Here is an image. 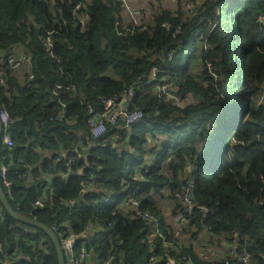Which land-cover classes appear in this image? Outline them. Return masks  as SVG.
Returning <instances> with one entry per match:
<instances>
[{
  "label": "trees",
  "instance_id": "16d2710c",
  "mask_svg": "<svg viewBox=\"0 0 264 264\" xmlns=\"http://www.w3.org/2000/svg\"><path fill=\"white\" fill-rule=\"evenodd\" d=\"M14 46L24 48L30 66L22 82L7 73L0 85L13 143L0 145V165L16 213L49 228L67 226L81 235L79 245L90 240L85 226H98L90 246L100 263L180 264L185 256L223 264L196 252L193 241L205 234L209 244L231 237L252 264H264V0L207 1L136 26L124 20L118 0H0V50ZM210 67L222 81H213ZM152 70L154 87L136 92L129 105L143 119L129 128L108 125L106 135L92 139L88 120L103 112L102 98L121 97ZM165 83L182 102L158 95ZM79 143L90 147L86 156L74 152ZM144 168L148 173L132 180ZM25 171L31 180L22 178ZM90 175L96 186L84 191ZM190 175L193 218L178 231L181 206L174 202L171 220L154 199L180 190ZM42 178L50 181L36 184ZM105 194L109 203L93 202ZM128 195L152 221L122 206ZM37 199L44 209L35 208ZM154 224L168 246L152 238ZM0 248V264H58L44 232L4 211Z\"/></svg>",
  "mask_w": 264,
  "mask_h": 264
},
{
  "label": "built area",
  "instance_id": "2783aa9c",
  "mask_svg": "<svg viewBox=\"0 0 264 264\" xmlns=\"http://www.w3.org/2000/svg\"><path fill=\"white\" fill-rule=\"evenodd\" d=\"M207 1L213 0H167V2L171 4L180 5L185 13L194 10L196 5ZM118 3L120 5L122 15L124 16V20L128 23L129 26H136L140 23L141 10L132 7L128 0H118ZM79 8L80 4L78 3L76 4L75 9ZM215 27L216 24H213L211 27V31L214 30ZM127 33L128 31H125L123 35L126 36ZM45 44L47 47H50V40L46 39ZM23 67L30 66L29 60L27 59L24 48L22 46H14L4 50H0V85H5L7 73H14L22 69ZM156 75L157 72L155 70H152L145 81L138 82L134 87H130L121 97L102 98V104L104 108L103 112L94 114L88 120V133L90 137L92 139H95L106 135V133L108 132V125L116 126L119 122H121L123 123L125 128H129L132 125L139 123L143 119L142 111L139 109L131 111L129 105L135 97L136 92H143L144 87H154ZM29 78H31V76H29ZM157 93L159 96L164 95L169 101H173L176 104L182 102L183 99L181 94H172L169 91L167 83L159 85L157 88ZM95 119H97V121H95ZM11 122L12 117L9 112L4 108H0V125L2 128L0 145L2 149L10 148L13 145L10 136L6 133V130ZM115 138H118V136H116ZM78 154L81 155L82 152L79 151ZM63 155L64 152H60V154L57 155V159ZM68 162H73V159L68 158ZM147 173L148 169L144 168L142 171H140V173L132 176V180L137 181L139 177H142ZM21 176L22 178L31 180V173L29 171H25ZM97 180L98 177H96L95 175H90L87 179L81 182L83 190L87 191L93 189L96 186ZM0 184L4 195L7 198L10 197L12 183L7 178V168L3 164L0 165ZM193 184L194 176L190 175L188 178H186L180 190L174 192L167 191L165 194L167 198H169V200H172L173 202L181 206L180 212L177 214L174 222L175 226L178 228V231H180L181 227L185 226V224H187V222L191 221L193 218V210L195 208L191 198ZM93 202L109 203L110 198L107 194H105L104 196H102V198H100L99 200H94ZM69 204L73 205V202H70ZM121 204L125 209H130L133 212L134 218L141 219L142 221H152V215L148 211L142 209L140 202L137 199L133 198V195L126 196ZM34 206L38 209H44L45 207L42 199H37L34 203ZM2 213L3 208L1 207L0 218L2 216ZM64 226L66 225L64 224ZM66 227L54 224L50 228L59 241V246L64 257V264H85L86 261L91 256H93V248L90 246V244L93 243L92 237L94 232L98 231V226H85L84 235L87 238H90V240L86 243H81L80 245L79 239L81 238V235L73 233L68 227ZM206 230H209V228H206ZM178 231L175 233L174 238L180 235ZM151 236L152 238L160 237L163 240L164 246H168V243L163 237L162 231L157 224H154L153 234ZM214 239V242H216L215 245L220 247L221 243H218L216 238ZM217 249L219 251L218 254H215L213 256L204 255L203 257L205 259H217L223 264H231L234 261L237 262V264H252L251 256L247 253L244 247L238 250L236 246L225 245L221 248L217 247ZM151 259L154 260L156 258L151 257ZM110 261L111 259L103 261L102 263L96 261L94 264H110ZM166 264H173V262L167 261ZM180 264L194 263L190 262L187 257L182 256Z\"/></svg>",
  "mask_w": 264,
  "mask_h": 264
},
{
  "label": "crops",
  "instance_id": "0c3cea01",
  "mask_svg": "<svg viewBox=\"0 0 264 264\" xmlns=\"http://www.w3.org/2000/svg\"><path fill=\"white\" fill-rule=\"evenodd\" d=\"M128 2L131 4L132 7L135 9L141 10V19L143 23L147 25H153L155 23L156 17L160 15H165L167 18H174L177 14L178 9H181L180 5H175L167 2V0H128ZM29 72V67H23L22 69L14 72V76L17 78L18 81L22 82L23 77L26 73ZM156 136H159V133L156 134ZM116 148L118 145L115 146ZM149 162H151V157L148 158ZM189 167L187 168V171L189 172ZM166 193H161L160 195L155 196V207L161 211L163 214L167 215L169 219H173L175 215V203L172 200H169ZM185 228L184 226L180 229V231H183ZM185 235V234H183ZM180 237L181 239L187 238L186 235ZM181 236V235H180ZM206 238V239H205ZM228 240H231V237L224 238L223 241L220 244V247L216 246L213 241L212 244H209L210 239L207 237V235H203L200 238V241H193V247L195 248L196 252L203 257L204 255L213 256L215 254H218L219 251L217 249L221 248L225 245H232L233 243L228 242ZM187 244V243H186ZM204 258V257H203ZM212 260V258H210ZM96 262V258L94 256H91L85 264H94Z\"/></svg>",
  "mask_w": 264,
  "mask_h": 264
},
{
  "label": "water",
  "instance_id": "95a60500",
  "mask_svg": "<svg viewBox=\"0 0 264 264\" xmlns=\"http://www.w3.org/2000/svg\"><path fill=\"white\" fill-rule=\"evenodd\" d=\"M95 121H97V119H95ZM1 136H2V128L0 125V142H1ZM115 146L116 145H114V147ZM89 150H90L89 147H84L81 145V143H79L74 152L78 153L80 151L83 153L84 156H86ZM60 151L63 152V149L61 147H60ZM81 172L82 171H79V174H81ZM43 181L49 182L50 179L49 178L39 179L36 184H39ZM191 198L193 199V195L191 196ZM0 204L3 208V211L6 214H8L15 221L23 223L25 225H28L32 228H36V229L44 232L49 237V239L51 240V242L54 246L58 264H64V257H63L62 251L60 249V246H59V241H58L56 235L54 234V232L49 227L45 226L44 224H42V223H40L34 219H31L29 217H25V216H22V215L16 213L13 210V208L11 207V205L8 201V198L4 195L1 184H0Z\"/></svg>",
  "mask_w": 264,
  "mask_h": 264
},
{
  "label": "rangeland",
  "instance_id": "374dc122",
  "mask_svg": "<svg viewBox=\"0 0 264 264\" xmlns=\"http://www.w3.org/2000/svg\"><path fill=\"white\" fill-rule=\"evenodd\" d=\"M235 63V60H233V64ZM210 74H209V76L213 79V81L214 82H220V81H222V77L221 78H219V74H218V72L216 71V70H214V68L213 67H210ZM231 86H233V85H230V86H224V89L225 90H227V89H229V88H231ZM259 98V100H262V98H263V95L262 94H259V96H258ZM189 99H190V97H188ZM184 102H186V99L184 100Z\"/></svg>",
  "mask_w": 264,
  "mask_h": 264
}]
</instances>
